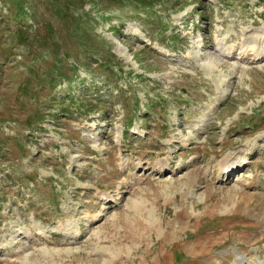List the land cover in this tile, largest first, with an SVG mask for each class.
Returning <instances> with one entry per match:
<instances>
[{"label":"rangeland","instance_id":"1","mask_svg":"<svg viewBox=\"0 0 264 264\" xmlns=\"http://www.w3.org/2000/svg\"><path fill=\"white\" fill-rule=\"evenodd\" d=\"M165 1L0 23V264H264V0Z\"/></svg>","mask_w":264,"mask_h":264},{"label":"trees","instance_id":"2","mask_svg":"<svg viewBox=\"0 0 264 264\" xmlns=\"http://www.w3.org/2000/svg\"><path fill=\"white\" fill-rule=\"evenodd\" d=\"M4 1H5V4H7L10 7V11H9L10 14H7L6 16L4 14H2V13L0 14V23L2 25H7V27L3 30L4 35H5L6 31H9L10 30L9 28H12V27H15L16 26V30L15 31H16L17 37H15V38H16V41H17L18 44L14 43V42H12V43L14 44V46L16 47V49H18L19 47L28 46L27 43L20 41V39H24L25 36H26V35H24V33H22V30L29 31L28 30L29 27H32V26H25L24 25V23H25L24 21H26V19H28V17L32 16V15H29V11H27V15H25V16L23 15V9H24L23 3L26 4V0H24L23 3H22V0L21 1L20 0H4ZM64 1L66 3L67 0H64ZM118 1L120 3H124V4L125 3L135 4L133 6L132 10L135 11L136 13H144L146 15H147V13H148V11L150 9L155 8L158 4H162V5L164 4V6H167L168 5V2L165 1V0H118ZM66 6H67V4H66ZM65 10L67 12H69V9H65ZM59 11H61V10H59ZM61 17H62V15H61ZM14 18H16L17 24H12L11 23V20H13ZM30 19H33V18H30ZM43 26H45V27L47 26L48 28L50 27V26H48L47 23H44ZM47 34H48V32H47ZM44 35H46V33ZM11 46H12L11 43L8 44V45H6V46L3 45V47H5V48H10ZM8 52H9V50L8 51H4V52H2L0 54L1 55H6ZM30 53H31V51L28 52V54L26 55V57L30 56L29 55ZM11 55L13 56V58H11V59H14V58L16 59L14 53H11ZM7 62L8 63H11L12 60H10V58H8L7 59ZM56 87H57V85L54 86L53 89L56 88ZM18 96H20V95H18ZM52 99H56V97H54ZM91 110H95V108H91L90 111ZM39 111L42 114H44V112H42L40 109H39ZM39 121H41V120H39Z\"/></svg>","mask_w":264,"mask_h":264},{"label":"bare ground","instance_id":"3","mask_svg":"<svg viewBox=\"0 0 264 264\" xmlns=\"http://www.w3.org/2000/svg\"><path fill=\"white\" fill-rule=\"evenodd\" d=\"M254 49V48H253ZM256 49V48H255ZM256 55H257V57L256 58H262L263 56H264V50H263V52L262 51H259V52H256ZM255 58V59H256ZM247 160V158L246 157H243V158H241V160H240V164L243 162V161H246ZM221 165H220V167H221V170H222V173H225L226 174V172H224V170H226V169H233L235 166H236V164H235V162H226L225 160L224 161H222L221 163H220ZM239 164V165H240ZM157 165H159V169L161 170V172L163 171V169L165 168V166L164 165H162V160H158L157 161ZM164 166V167H163ZM236 168V167H235ZM234 168V169H235ZM228 169V170H229ZM230 172V171H229ZM228 172V173H229ZM242 200V199H241ZM230 209V208H229ZM229 209L227 208V210L229 211Z\"/></svg>","mask_w":264,"mask_h":264}]
</instances>
